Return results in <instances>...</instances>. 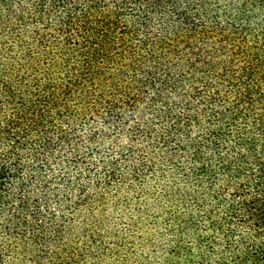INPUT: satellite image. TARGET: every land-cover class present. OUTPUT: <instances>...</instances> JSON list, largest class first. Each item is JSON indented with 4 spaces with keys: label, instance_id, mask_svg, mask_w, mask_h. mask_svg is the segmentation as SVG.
I'll use <instances>...</instances> for the list:
<instances>
[{
    "label": "trees",
    "instance_id": "1",
    "mask_svg": "<svg viewBox=\"0 0 264 264\" xmlns=\"http://www.w3.org/2000/svg\"><path fill=\"white\" fill-rule=\"evenodd\" d=\"M152 232L264 264V0H0V264Z\"/></svg>",
    "mask_w": 264,
    "mask_h": 264
},
{
    "label": "rangeland",
    "instance_id": "2",
    "mask_svg": "<svg viewBox=\"0 0 264 264\" xmlns=\"http://www.w3.org/2000/svg\"><path fill=\"white\" fill-rule=\"evenodd\" d=\"M153 231L157 230V226L152 227ZM154 232H152L151 234H147V242H150L151 247L148 248L150 250H152L151 252L153 254H151V252H143V249H141V246L139 245L138 247H136V245L133 244V240L129 239V243L128 246L126 247V250H128L129 248L132 249L133 252V261L135 262L137 260V258H143V257H147V260H151L149 262V264H164V253L162 250H158L161 251L162 254L160 255H156V253H154L155 249L158 247H164L163 243H164V237L162 235V237L160 236V233L157 234H153ZM138 238V237H136ZM152 258V259H151ZM128 260L125 259V257H119V255H113V253H109L107 255H103L101 256L97 261H95V264H127Z\"/></svg>",
    "mask_w": 264,
    "mask_h": 264
}]
</instances>
